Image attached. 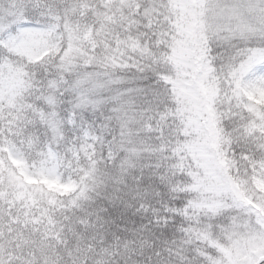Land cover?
<instances>
[{
	"label": "clouds",
	"instance_id": "1",
	"mask_svg": "<svg viewBox=\"0 0 264 264\" xmlns=\"http://www.w3.org/2000/svg\"><path fill=\"white\" fill-rule=\"evenodd\" d=\"M248 3L249 0L161 2L162 14L167 20L166 31L178 34L177 26L187 28L195 22L197 32L203 31L207 38L211 56L217 57H209L207 67L197 73L200 84L208 89V95H204L199 85L197 87L198 103L202 109L211 102L212 92L217 88H228L227 56L248 48L264 47V13L249 11ZM233 7L238 8L235 15L231 12ZM121 8L134 11L135 0H125L123 5L112 0L109 5L113 15ZM242 22L251 24L255 32L242 35L238 28ZM139 31L146 30L141 26ZM92 39L97 44L95 49H92L91 41L82 38L77 41V46L97 58L105 52L116 54L127 64L144 68V72H139L136 67L104 69L95 63L85 67L87 56L81 55L75 47L71 71L59 66L58 57H52L51 63L28 65L27 75L16 72L15 69L21 65L18 58L13 57V68L5 67L0 71V145L5 140L13 141L25 154L29 172L34 171L33 163L47 159L49 146L56 153V159L48 161L49 167H56L53 177L32 176L33 182L24 179V186L18 187L9 183L6 172L3 174L0 182V261L3 264H207L198 255V250L214 258L222 257V253L210 246L209 240L227 245L219 225H227L229 217L235 213L226 212L212 217L204 207L212 194L202 187H195L201 170L191 150L183 145L195 148L203 139V133L197 130L196 113L190 110V101H185L183 107L186 110L182 116L169 118V135L165 139H161L157 131L147 128L151 123L155 129L156 119L149 121L145 117L131 126L138 149V154L131 157L132 166L123 163L129 156L122 149L125 140L122 132L126 129L122 127V113L116 111L120 104L112 99L126 86H109L89 92V103H81L82 94L91 87L76 83L84 72L108 71L113 77L125 79L147 75L153 80L155 70L174 73L172 65H154L152 57L141 51L147 45L149 52L159 54L160 48L156 46L159 37L141 36V48L132 47V41L127 40L126 29L121 33L122 42L118 45L108 37L114 47H104L103 32L98 31ZM168 39L171 41V37ZM220 53H225V57L219 58ZM6 59H9L8 54L0 52V62ZM23 63L27 65L26 60ZM33 71L35 77L31 75ZM52 79L58 84L55 89L47 87V81ZM100 79L106 81L108 77L102 75ZM29 81L31 87H28ZM160 88L163 91L164 85L161 84ZM48 96L55 97L54 106L46 102L45 97ZM171 106L181 107L174 101ZM216 107L220 109L219 104ZM37 110L58 114L54 118L59 124L58 133L48 123L41 122ZM70 120L74 122L69 123ZM238 122V117L225 120L226 131L231 132ZM85 131L88 136L84 135ZM29 141L32 142L31 147ZM225 151L229 159L235 158L240 164V175L246 171L250 173L251 169L245 167L246 162L240 160L238 148H225ZM41 153L45 155L41 156ZM232 174L237 175L236 170ZM45 179L58 185L71 183L74 187L69 192H62L55 187L50 188ZM81 191L84 196H80ZM51 199L55 200V205L49 204ZM74 201L78 208H91L96 213L90 238L86 236L73 241L58 227L43 220L37 225L27 219L39 218L44 210L54 215L53 207L71 208ZM172 208L181 212L173 213L169 210ZM159 217L170 218L166 228H159ZM141 237L150 243L141 247L137 243Z\"/></svg>",
	"mask_w": 264,
	"mask_h": 264
},
{
	"label": "snow or ice",
	"instance_id": "2",
	"mask_svg": "<svg viewBox=\"0 0 264 264\" xmlns=\"http://www.w3.org/2000/svg\"><path fill=\"white\" fill-rule=\"evenodd\" d=\"M161 2L162 0H135L134 11H124L121 8L113 15L109 11L112 0H9L7 8H0V52H6L9 56V59L0 62V71L5 67L9 70L13 68V57L18 58L21 65L15 69L16 72L25 75L28 74V65L51 63L52 57H58L59 66L65 71H71L75 47L77 52L87 56L85 67H91L94 63L112 70L136 67L142 73L144 68L137 64L129 65L116 54L105 52L99 58L89 55L85 48L77 46V41L81 38L91 41V47L95 49L97 44L92 37L100 31L104 33V47L107 49L114 47L108 37L118 45L122 42L121 33L126 29L127 40L132 41V47L141 48V36L159 37L156 40V46L160 48L159 54L149 52L147 45L141 51L152 57L154 65H172L174 73L155 70L153 80L147 75H133L131 79H125L113 77L112 72L108 71L84 72L76 83L78 86L91 87L82 94L81 103H89V92L109 86H126L118 90L112 99L120 104L116 111L122 113V127L126 129V132H122L125 137L122 149L129 156L123 163L132 166L131 157L138 154V149L131 126L140 123L145 117L149 121L156 119L155 129L151 123L147 124V128L149 131H157L161 139H165L169 135V118L182 116L186 110L183 107L185 101H190V110L196 113L197 130H202L203 133V139L197 142L195 148L183 145L191 150L193 159L201 170L199 183L195 187H202L205 192L212 194L211 200L204 205L212 217L226 212L235 213L229 217L227 225H219L227 245L209 240L210 246L222 253V257L214 258L199 250L198 255L207 264H264V47L248 48L228 55V88H217L212 92L209 97L211 102L202 109L198 103L197 87L199 85L204 95H208V89L200 84L197 73L201 68L207 67L209 57H217L211 56L212 50L207 47V38L203 31L197 32L195 22L187 28L177 26L178 34L166 31L167 20L162 14ZM116 3L123 5L125 0H116ZM261 5H264V0H249L248 9L264 13ZM237 11V7L231 9L234 15ZM141 26L145 32L139 31ZM200 26L203 27L202 24ZM238 28L242 35L255 32L251 24L243 22ZM168 37H171V41ZM225 55L220 53L219 58H224ZM25 60L27 65L23 63ZM31 75L35 77L36 73L33 71ZM102 75L108 79L101 80ZM161 84L164 85L163 91ZM31 86L29 81L28 87ZM47 87L57 88V81L48 80ZM45 99L50 106L56 103L54 96ZM173 101L181 107L171 106ZM217 104L223 110L218 109ZM37 111L41 122L48 123L58 133L59 124L54 119L58 114L54 111ZM234 117H238L239 122L228 132L225 120H233ZM84 135L88 136V132L85 131ZM177 144L179 145V141ZM29 146H32L31 141ZM225 148H238L241 152L240 160L246 162L245 167L251 169L250 173L246 171L240 175V164L235 158L229 159ZM44 155L41 153V156ZM55 159L56 153L49 146L47 159H42L38 164L33 163L34 171L29 172L23 151L13 141L5 140L0 145V182L3 181L5 172L9 183L18 187L24 186V179L31 183L32 176L53 177L56 175V167H49L48 161ZM233 170H236L237 175L232 174ZM45 183L50 188L54 187L47 179ZM64 186L66 191L74 187L71 183ZM80 196H84L83 191ZM169 210L177 214L181 212L178 208ZM186 211L185 209V214ZM205 238L208 239L207 236ZM0 264L3 262L0 261Z\"/></svg>",
	"mask_w": 264,
	"mask_h": 264
},
{
	"label": "trees",
	"instance_id": "3",
	"mask_svg": "<svg viewBox=\"0 0 264 264\" xmlns=\"http://www.w3.org/2000/svg\"><path fill=\"white\" fill-rule=\"evenodd\" d=\"M8 6L9 0H0V8H7ZM55 188L62 192H69L73 187L67 191L65 189H60L59 187ZM55 203L56 202L54 199L49 200L50 205H55ZM51 211L54 213V215H50L49 210H44L39 218L28 217L27 219L29 222L37 225L41 223V220H43L50 226L58 227L59 230L70 235L73 241H76L77 239H84L86 236L90 238V228L96 216V213L93 209L86 207L78 208L76 206V202H73L71 208L60 206L57 209L56 207H53ZM169 220V217H159V228H166ZM165 221H167V224ZM137 243L143 247L150 243V241H147L141 237L137 240Z\"/></svg>",
	"mask_w": 264,
	"mask_h": 264
},
{
	"label": "rangeland",
	"instance_id": "4",
	"mask_svg": "<svg viewBox=\"0 0 264 264\" xmlns=\"http://www.w3.org/2000/svg\"><path fill=\"white\" fill-rule=\"evenodd\" d=\"M33 182V181H31ZM54 187H59L60 189H65V186L64 185H58V184H53Z\"/></svg>",
	"mask_w": 264,
	"mask_h": 264
}]
</instances>
